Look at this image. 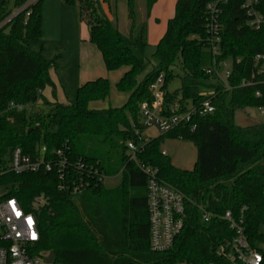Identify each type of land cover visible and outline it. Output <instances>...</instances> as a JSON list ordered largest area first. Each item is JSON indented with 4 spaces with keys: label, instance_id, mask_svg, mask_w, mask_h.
Segmentation results:
<instances>
[{
    "label": "trees",
    "instance_id": "16d2710c",
    "mask_svg": "<svg viewBox=\"0 0 264 264\" xmlns=\"http://www.w3.org/2000/svg\"><path fill=\"white\" fill-rule=\"evenodd\" d=\"M25 1L14 0L13 8ZM62 1L78 8L88 40L100 52L106 72L125 69L115 88L128 97L120 107L90 108L91 102L103 100L110 90L108 79L97 77L77 87L73 102L55 101L53 61L27 49V43L41 34V0L0 27L1 197L15 198L34 216L39 239L30 255L51 252V264H219L216 250L231 235L219 217L225 210L237 215L244 207L245 229L250 235L264 225V122L245 127L233 123L235 108L264 110V74L256 73L261 61L255 64L256 55L264 56V30L246 26L240 8L243 0H229L222 6L215 60L232 61L229 89H225L207 72L213 57L205 45V7L211 0H176L173 16L149 57L145 56L147 20L156 0H141L140 19L137 0H127V32L112 18L114 1L112 7L111 0ZM259 1L264 16V0ZM7 3L0 0V24L12 13ZM159 74L164 76L166 103H196L205 98L200 89H211L214 111L197 119L192 131L179 127L151 138L132 161L125 143L141 131L139 104L152 99L148 88ZM251 76L254 84L240 85ZM175 78L180 87L169 92L167 87ZM46 89L52 101L43 96ZM39 100L46 108L29 112L28 107ZM10 102L23 109L8 108ZM164 138L194 143L196 160L191 170L174 167L161 154ZM64 144L71 161L80 157L106 176L119 174V183L112 188L104 183L91 185L72 194L59 188L54 172L15 174L9 170V151L14 147L35 155L42 146L50 152ZM137 163L157 168L159 176L186 197L183 227L163 252L149 247L146 177ZM204 208L216 214L209 222L201 219ZM5 244L0 236V246Z\"/></svg>",
    "mask_w": 264,
    "mask_h": 264
},
{
    "label": "built area",
    "instance_id": "2783aa9c",
    "mask_svg": "<svg viewBox=\"0 0 264 264\" xmlns=\"http://www.w3.org/2000/svg\"><path fill=\"white\" fill-rule=\"evenodd\" d=\"M37 0H26L20 7L6 18L9 19L22 10L30 8ZM229 0H211L205 7V45L211 53L212 65L207 72L213 73L225 89H229L227 80L231 73L232 61H216L219 54L220 24L219 17L222 6ZM259 0H243L240 8L246 17V26L254 31L264 30V16L258 9ZM26 11L25 16H28ZM261 61L257 74H264V56L256 55L255 64ZM235 62H239L236 59ZM250 79H243L241 86L254 84ZM164 76L159 74L150 84L148 90L152 99L139 104V124L141 131H135V140L125 143L129 160H135L144 144L153 137H145L146 128H153L159 134L171 132L179 127L190 131L196 127V120L214 111L212 99L214 90L201 93L205 98L196 103L188 102L182 105L179 100L165 102L163 88ZM256 96L259 95L257 91ZM8 108L20 111L22 105L10 102ZM263 110V109H262ZM165 155L164 151H161ZM138 168L146 177V209L149 224V247L153 251L168 250L175 237L183 227L185 195L181 190L166 182L159 176L157 168L137 163ZM9 170L15 174L25 172H54L58 176L59 188L72 194H79L91 185L102 184L107 176L95 165L80 157L71 161L69 149L64 144L48 152L41 147L35 155L24 153L20 147H14L9 152ZM243 207L239 214L234 215L225 210L221 216L229 231L230 237L224 238L216 250L219 264H264V230L259 228L257 234L250 235L245 229ZM201 219L209 222L216 216L214 212L201 209ZM0 236L5 246H0V264H48L44 258L48 255H30L39 239L36 220L30 212H26L13 197L2 198L0 194ZM185 264V263H179ZM215 264V263H208Z\"/></svg>",
    "mask_w": 264,
    "mask_h": 264
},
{
    "label": "rangeland",
    "instance_id": "374dc122",
    "mask_svg": "<svg viewBox=\"0 0 264 264\" xmlns=\"http://www.w3.org/2000/svg\"><path fill=\"white\" fill-rule=\"evenodd\" d=\"M115 5V20L118 28L127 32L129 25L127 16V0H111V7ZM8 9L14 12V0H8ZM105 6V5H103ZM152 9L150 18L147 21V47L145 56L149 57L159 37L163 35L166 20L169 13L165 10H158V5ZM41 34L37 39L30 40L27 43V49L47 61H53L54 68L51 75L56 80V100L59 103L73 102L77 90V76L79 68L84 64L80 62V50L84 47L85 35L87 30L84 25H80L78 8L73 5H67L62 0H41ZM137 17L140 19L142 14L141 0L136 1ZM115 17V18H114ZM125 69H119L114 72L106 73L103 69L102 76L108 79L110 83L109 94L100 101H94L89 104L90 108L120 107L128 97L127 93L119 92L115 88V83L122 75ZM149 67L145 68V72ZM144 72V73H145ZM143 74L138 76L141 80ZM60 79V81H59ZM180 87V80L173 79L167 89L173 92ZM200 89V93H203ZM43 96L52 101L49 89L43 92ZM46 108L39 100L34 105L28 107L29 112H35ZM264 122V110L258 107L235 108L233 110V123L237 126L245 127L249 125ZM145 137H155L159 133L153 128H146L143 132ZM160 149L165 152L171 164L181 170H191L196 160V147L190 140L179 138H164L160 144ZM120 181L119 174L107 176L104 186L112 188ZM0 187V194L3 193ZM264 230V225L261 226Z\"/></svg>",
    "mask_w": 264,
    "mask_h": 264
},
{
    "label": "crops",
    "instance_id": "0c3cea01",
    "mask_svg": "<svg viewBox=\"0 0 264 264\" xmlns=\"http://www.w3.org/2000/svg\"><path fill=\"white\" fill-rule=\"evenodd\" d=\"M175 2H176V0H156L155 3L151 7L150 15H151V12L153 11L152 9H154L153 7L155 5H158V10H161V11L165 10L167 13L170 14L169 17H167V18L168 19L171 18L173 16V13H174ZM149 18H150V16H149ZM149 18H148V20H149ZM167 20H166V22H167ZM80 25L82 26L84 24L80 21ZM165 26H166V23H165ZM86 30H87V27H86ZM86 34L87 35H85V39L83 40L84 41V44H83L84 47H83V49L81 48V50H80V57H81L80 62L82 64H84V67L79 68V71H78V76H77V84H78L77 86L78 87L86 81H90V80H93L97 77H101L103 75L102 74L103 69H105L103 61H102V57L100 55V52L98 51V49L93 44H91L89 42L88 32ZM105 72H106V70H105ZM53 77L54 76L51 75L53 82L56 84V80H54ZM59 81H60V79H59Z\"/></svg>",
    "mask_w": 264,
    "mask_h": 264
},
{
    "label": "water",
    "instance_id": "95a60500",
    "mask_svg": "<svg viewBox=\"0 0 264 264\" xmlns=\"http://www.w3.org/2000/svg\"><path fill=\"white\" fill-rule=\"evenodd\" d=\"M10 152V151H9ZM52 253H48V255L44 258V261L48 264H51L52 263Z\"/></svg>",
    "mask_w": 264,
    "mask_h": 264
}]
</instances>
